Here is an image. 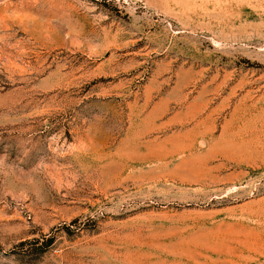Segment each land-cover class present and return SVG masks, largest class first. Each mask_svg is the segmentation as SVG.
Instances as JSON below:
<instances>
[{
  "label": "rangeland",
  "instance_id": "rangeland-1",
  "mask_svg": "<svg viewBox=\"0 0 264 264\" xmlns=\"http://www.w3.org/2000/svg\"><path fill=\"white\" fill-rule=\"evenodd\" d=\"M0 264H264V0H0Z\"/></svg>",
  "mask_w": 264,
  "mask_h": 264
},
{
  "label": "trees",
  "instance_id": "trees-1",
  "mask_svg": "<svg viewBox=\"0 0 264 264\" xmlns=\"http://www.w3.org/2000/svg\"><path fill=\"white\" fill-rule=\"evenodd\" d=\"M50 242V241H49Z\"/></svg>",
  "mask_w": 264,
  "mask_h": 264
}]
</instances>
